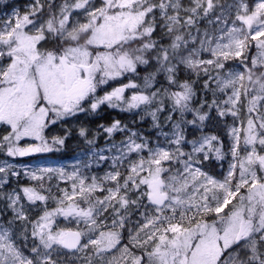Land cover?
Segmentation results:
<instances>
[{"label":"snow or ice","instance_id":"1","mask_svg":"<svg viewBox=\"0 0 264 264\" xmlns=\"http://www.w3.org/2000/svg\"><path fill=\"white\" fill-rule=\"evenodd\" d=\"M0 264H264V0L13 7Z\"/></svg>","mask_w":264,"mask_h":264},{"label":"rangeland","instance_id":"2","mask_svg":"<svg viewBox=\"0 0 264 264\" xmlns=\"http://www.w3.org/2000/svg\"><path fill=\"white\" fill-rule=\"evenodd\" d=\"M3 1V0H0ZM8 1V0H6ZM12 5L7 9H0V20L4 19L7 15H9L13 9V7L23 9L28 4L31 3V0H11ZM80 151L76 148L75 143H71L70 148L65 153H46V154H37L31 157L19 158L22 164L28 166H53V167H70L72 164L78 162V158L80 157ZM227 169V162L226 168ZM107 170V166H101L99 168H94L93 172L96 175H103ZM61 187H64L62 184ZM126 242V241H125Z\"/></svg>","mask_w":264,"mask_h":264},{"label":"trees","instance_id":"3","mask_svg":"<svg viewBox=\"0 0 264 264\" xmlns=\"http://www.w3.org/2000/svg\"><path fill=\"white\" fill-rule=\"evenodd\" d=\"M59 2V0H58ZM12 5V2L11 0H3V1H0V9H7L9 6ZM102 115L107 117L108 119H116V118H121L123 116V114H118L115 110H110V109H106L102 112ZM101 122H104V121H101ZM226 168V162L224 163V170ZM220 173V168L219 167H216L214 169V173L215 175H219Z\"/></svg>","mask_w":264,"mask_h":264}]
</instances>
